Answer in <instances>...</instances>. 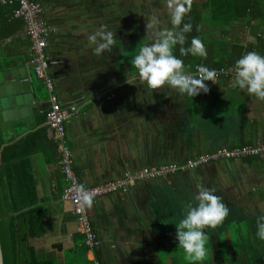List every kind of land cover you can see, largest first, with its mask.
<instances>
[{"label":"crops","instance_id":"1","mask_svg":"<svg viewBox=\"0 0 264 264\" xmlns=\"http://www.w3.org/2000/svg\"><path fill=\"white\" fill-rule=\"evenodd\" d=\"M39 2L49 27L46 51L55 94L63 108L77 111L66 124L65 146L80 184L90 187L217 150L264 146V102L231 88L233 77L206 82L210 91L191 98L167 86L153 93L138 77H129L127 65L120 68L132 40L152 43L144 29L146 13H98L95 0ZM158 22L160 30L172 27L169 13H161ZM102 24L116 33V42L111 52L97 56L88 36ZM203 24L204 32L214 33L217 40L229 31L223 54L234 45L235 56L249 51L264 55V13L228 27L208 20L206 13ZM11 41L21 52L6 56L0 70H19L23 79L17 81L29 82L35 124L17 123L7 136L19 138L34 129L44 135L43 146L31 158L43 231L28 239L40 262L189 264L178 248L175 227L186 206L195 203L196 185L203 184L215 190L229 213L216 229L204 230L212 257L200 264H264V241L256 235L264 217V153L219 159L163 180L135 183L125 194L95 199L87 214L98 244L88 250L71 207L61 199L65 179L57 136L38 119L49 108L48 92L34 76L24 30ZM111 94L115 97L108 100Z\"/></svg>","mask_w":264,"mask_h":264},{"label":"clouds","instance_id":"2","mask_svg":"<svg viewBox=\"0 0 264 264\" xmlns=\"http://www.w3.org/2000/svg\"><path fill=\"white\" fill-rule=\"evenodd\" d=\"M164 2L172 27L160 30L156 27L158 20L153 17L151 22L146 24V32L147 29H153L150 37L152 43H146L139 48L131 61L132 67L138 79L153 93L167 86L178 94L191 98L201 93L207 94L210 89L206 82L217 84L219 73L202 64L196 66L195 72H191L186 68L184 61L174 54V49L179 46L180 57L191 55L207 58V49L200 38L193 37L190 46H184L187 42V34L193 28L191 22H185V17L190 14L193 0H164ZM115 38L116 33L109 31L107 25L102 24L88 36V41L90 46H94V54L99 56L113 50ZM228 71L233 75L231 88L246 91L249 96L264 102V55L249 51ZM196 189L195 203L186 206L185 215L175 227L178 248L183 249L189 264L211 261L210 237L204 230L216 229L229 213L228 207L222 202V198L215 194L214 189L203 184H197ZM75 197L82 210L91 208L94 203L90 190L83 184L76 186ZM260 221L257 224L256 235L264 241V217H261Z\"/></svg>","mask_w":264,"mask_h":264},{"label":"trees","instance_id":"3","mask_svg":"<svg viewBox=\"0 0 264 264\" xmlns=\"http://www.w3.org/2000/svg\"><path fill=\"white\" fill-rule=\"evenodd\" d=\"M263 7L264 0H193L190 14L185 17V22H191L193 28L187 34L184 46H190L193 37L200 38L207 49V58L191 55L180 57L179 46L174 49V54L184 61L186 68L191 72L201 64L214 70L231 69L246 53L241 52L242 54L238 55L236 52L235 56L233 50L238 47L233 45L229 54H223L229 46L225 39L229 31H223L221 40H217L214 33L204 32L203 20L206 13L208 20L220 22L228 27L248 15L250 19L261 16V13H264ZM14 8L0 5V68L5 63L6 56L21 52L11 41L23 30V22L13 17ZM7 40L10 42L5 43ZM129 44L119 66L122 68L127 65L129 77H137L131 61L143 46V42L132 40ZM227 77L230 76L222 75L220 78ZM37 82L41 89H45L41 81ZM38 119L41 123L45 122V113ZM43 136L42 130L34 129L19 138H8L7 132L0 130V248L3 264H48L40 262L34 249L28 244L29 238L41 236L43 231L44 214L36 207L37 198L31 167L32 156L43 146Z\"/></svg>","mask_w":264,"mask_h":264},{"label":"built area","instance_id":"4","mask_svg":"<svg viewBox=\"0 0 264 264\" xmlns=\"http://www.w3.org/2000/svg\"><path fill=\"white\" fill-rule=\"evenodd\" d=\"M0 5L14 6L13 17L23 22V30L29 43L30 64L34 76L41 81L48 92L49 108L45 112V124L56 134L58 139L60 167L65 179L61 199L71 207V213L76 218L80 232L84 236V245L91 251L97 246L98 242L89 223L87 209L82 210L75 197V188L80 183L72 169V153L65 146L66 124L75 116L77 111L75 107L63 108L55 94L54 84L49 74V60L46 51L49 27L42 17V7L39 0H0ZM228 70H216L219 73L218 78L222 75L233 77ZM114 97L115 95L111 94L107 99ZM263 153L264 146L246 147L232 151L217 150L214 153L199 155L181 163H167L158 167L143 168L132 173L128 172L119 178L87 187V189L90 190L94 200L115 193L125 194L132 185L138 182L163 180L176 174L195 170L219 159H239L242 156H260Z\"/></svg>","mask_w":264,"mask_h":264},{"label":"water","instance_id":"5","mask_svg":"<svg viewBox=\"0 0 264 264\" xmlns=\"http://www.w3.org/2000/svg\"><path fill=\"white\" fill-rule=\"evenodd\" d=\"M23 79L19 70H0V130L6 132L13 125L23 123L34 126L31 104L33 94L30 92V84ZM0 264L2 254L0 248Z\"/></svg>","mask_w":264,"mask_h":264},{"label":"rangeland","instance_id":"6","mask_svg":"<svg viewBox=\"0 0 264 264\" xmlns=\"http://www.w3.org/2000/svg\"><path fill=\"white\" fill-rule=\"evenodd\" d=\"M93 5L98 13H146L145 30L153 17L159 20L161 13H168L164 0H95ZM147 32L152 34L153 29H147Z\"/></svg>","mask_w":264,"mask_h":264}]
</instances>
